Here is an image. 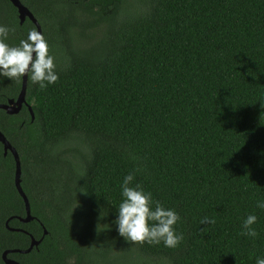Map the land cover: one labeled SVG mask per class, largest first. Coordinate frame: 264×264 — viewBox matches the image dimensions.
<instances>
[{"label": "trees", "instance_id": "16d2710c", "mask_svg": "<svg viewBox=\"0 0 264 264\" xmlns=\"http://www.w3.org/2000/svg\"><path fill=\"white\" fill-rule=\"evenodd\" d=\"M59 80H28L0 131L19 154L34 221L24 224L16 163L0 143V264H255L264 256V0H20ZM16 44L37 27L0 0ZM23 79L0 80V105ZM139 169V171H135ZM181 217L176 249L116 231L123 177ZM258 217L255 239L241 234ZM214 221L202 223L203 220ZM11 229H19L11 231ZM47 235L44 236V231Z\"/></svg>", "mask_w": 264, "mask_h": 264}, {"label": "clouds", "instance_id": "9594fccd", "mask_svg": "<svg viewBox=\"0 0 264 264\" xmlns=\"http://www.w3.org/2000/svg\"><path fill=\"white\" fill-rule=\"evenodd\" d=\"M15 31L14 26L0 24V80L15 82L27 76L40 90L55 85L59 73L46 37L31 29L25 38L10 44L8 41ZM135 171L125 175L120 184L121 201L114 221L116 231L132 244H162L165 248L176 249L183 241V235L176 227L181 217L175 209L154 200L150 192L145 191L139 183H134ZM256 207L264 210V199L257 200ZM213 222L207 218L202 221ZM257 222L255 214H248L242 221L241 234L255 239L258 236ZM255 264H264V256L256 257Z\"/></svg>", "mask_w": 264, "mask_h": 264}, {"label": "water", "instance_id": "95a60500", "mask_svg": "<svg viewBox=\"0 0 264 264\" xmlns=\"http://www.w3.org/2000/svg\"><path fill=\"white\" fill-rule=\"evenodd\" d=\"M10 2L13 4V6L18 10V16L20 19L21 24H23L26 19L28 18L36 27H37V31L42 33V28L41 25L39 24V22L37 21V19L35 18V16L31 13V11L25 7L20 0H10ZM27 83H28V78L27 76L24 77L23 79V84H22V89L21 92L18 96L17 99H11L7 104L5 105H0V110H4L8 115H17L21 112L22 108L24 106H26L32 116V120L35 119V115L33 112L32 107L27 103L26 101V93H27ZM0 143L3 145L4 147V155L6 156L8 154V152H10L14 159H15V163H16V172H15V185L17 187V190L19 192V194L21 195V197L23 198V201L25 203V207H26V216L24 218H18V220L21 223L24 224H28L32 221H34V217L32 216V212H31V206L29 203V200L25 194V192L22 189L21 186V177H22V168H21V161H20V157L18 152L16 151V149L11 145V143L7 140V138L3 135V133L0 131ZM7 222V227L9 226ZM8 229H10L11 231H22L19 229H11L8 227ZM47 235V231H44V236ZM32 238L31 241V245L30 248L27 250H9L3 253L2 255V259L4 261L5 264H20L17 261L10 259L8 256L9 254H14V253H19V254H29L34 248L38 247L42 240L37 241L35 238Z\"/></svg>", "mask_w": 264, "mask_h": 264}]
</instances>
